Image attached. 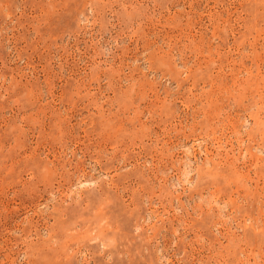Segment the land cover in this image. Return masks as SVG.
Listing matches in <instances>:
<instances>
[{"label": "rangeland", "instance_id": "1", "mask_svg": "<svg viewBox=\"0 0 264 264\" xmlns=\"http://www.w3.org/2000/svg\"><path fill=\"white\" fill-rule=\"evenodd\" d=\"M0 264H264V0H0Z\"/></svg>", "mask_w": 264, "mask_h": 264}]
</instances>
